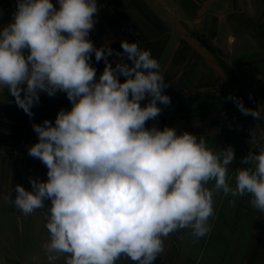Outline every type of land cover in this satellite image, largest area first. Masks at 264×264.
<instances>
[{
    "label": "clouds",
    "instance_id": "obj_1",
    "mask_svg": "<svg viewBox=\"0 0 264 264\" xmlns=\"http://www.w3.org/2000/svg\"><path fill=\"white\" fill-rule=\"evenodd\" d=\"M97 13V0H17L12 22L0 30V92L7 88L29 117L40 92L66 93L72 104L54 124L32 125L38 142L28 154L47 167V180L30 177L31 190L14 189L24 215L51 201L48 264L61 256L65 264H116L122 256L154 264L171 233L190 229L199 239L211 231L213 197L221 191L233 198L230 206L248 194L264 212V147L241 159L247 167L236 169L233 187L231 146L217 153L203 136L146 127L161 114L158 102L171 103L169 84L151 51L137 43L121 41L115 63L108 59L113 49L95 47L88 37ZM93 53L105 64L98 80ZM228 99L243 115L261 118L242 100Z\"/></svg>",
    "mask_w": 264,
    "mask_h": 264
},
{
    "label": "crops",
    "instance_id": "obj_2",
    "mask_svg": "<svg viewBox=\"0 0 264 264\" xmlns=\"http://www.w3.org/2000/svg\"><path fill=\"white\" fill-rule=\"evenodd\" d=\"M97 6L102 11L88 39L97 48L113 49L108 59L114 63L115 53L123 52L121 41L151 51L171 100L167 106L158 102L162 111L156 119H174L178 134L203 136L217 153L231 146L235 159L228 182L234 187L236 169L247 167L241 159L264 147V0H100ZM91 65L98 80L104 61L96 62L93 53ZM229 96L261 118L243 115ZM28 174L0 164V264H48L47 209L24 215L13 202L16 185L31 190ZM213 199L211 231L199 239L190 229L171 233L164 250L170 243L175 252L166 260L163 251L154 264H264V212L251 205L248 194L237 197L234 207L222 191ZM56 264H65V257Z\"/></svg>",
    "mask_w": 264,
    "mask_h": 264
},
{
    "label": "rangeland",
    "instance_id": "obj_3",
    "mask_svg": "<svg viewBox=\"0 0 264 264\" xmlns=\"http://www.w3.org/2000/svg\"><path fill=\"white\" fill-rule=\"evenodd\" d=\"M8 1V2H7ZM100 0H97L99 2ZM121 1H133L143 3L145 0H121ZM56 4V0H52ZM0 30L3 29L13 20V15L17 10V3L14 0H2L0 1ZM4 5H9L5 7ZM58 7V5H57ZM102 9L98 8V12ZM126 11V10H125ZM264 31V28H263ZM122 78V76H121ZM23 95V93H22ZM40 101L32 108V117H29L22 109H20L11 96L7 88L3 92H0V139H7V146L1 142L0 148V164L2 167L7 164L8 167L20 166V169L25 168L33 179L40 181L47 180V167L38 159L33 158L28 154V149L38 142V136L33 131L32 125L42 124L45 119L51 122L55 121L57 113L61 110H70L72 104L67 99L66 93L57 92L54 96H48L45 92H40ZM145 101L142 102V105ZM176 121L174 119L165 121L163 119L149 120L146 123V127H151L155 124L158 128L175 127ZM176 128V127H175ZM7 149V151H6ZM27 166H31L29 169ZM51 205L50 200H45V207L43 210ZM172 243V242H171ZM190 244V243H189ZM175 249L172 244H168L167 250H164L166 254L165 259L171 258ZM163 253V252H162ZM116 264H133L129 258L122 256ZM136 264V262H134Z\"/></svg>",
    "mask_w": 264,
    "mask_h": 264
}]
</instances>
